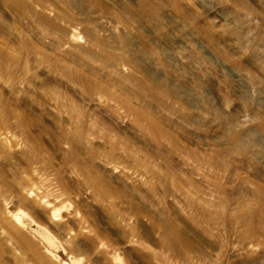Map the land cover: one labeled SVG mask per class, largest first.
Instances as JSON below:
<instances>
[{"label":"rangeland","instance_id":"374dc122","mask_svg":"<svg viewBox=\"0 0 264 264\" xmlns=\"http://www.w3.org/2000/svg\"><path fill=\"white\" fill-rule=\"evenodd\" d=\"M0 264H264V0H0Z\"/></svg>","mask_w":264,"mask_h":264},{"label":"bare ground","instance_id":"6f19581e","mask_svg":"<svg viewBox=\"0 0 264 264\" xmlns=\"http://www.w3.org/2000/svg\"><path fill=\"white\" fill-rule=\"evenodd\" d=\"M52 237V236H51ZM43 240V239H42ZM47 241V240H46Z\"/></svg>","mask_w":264,"mask_h":264}]
</instances>
